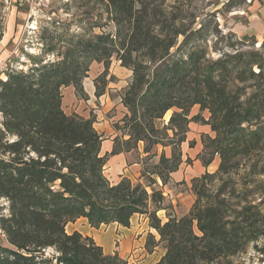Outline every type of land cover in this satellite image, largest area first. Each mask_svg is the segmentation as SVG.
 <instances>
[{
	"label": "trees",
	"instance_id": "16d2710c",
	"mask_svg": "<svg viewBox=\"0 0 264 264\" xmlns=\"http://www.w3.org/2000/svg\"><path fill=\"white\" fill-rule=\"evenodd\" d=\"M191 1L99 0L106 30L77 37L59 59L0 79V264H126L65 226L81 216L94 227L129 226L135 213L145 214L159 235H149L147 249L159 243L165 249L156 264H239L251 245L264 261V53L236 48L210 58L200 41L203 24L193 26L187 8ZM112 57L132 71L121 98L128 138H114L101 154L95 116L67 114L61 89L82 92L89 64L102 62L106 70ZM102 93L96 85V95ZM194 105L209 117H189ZM170 109L164 128L175 135L191 121L210 126L203 164L215 155L219 163L192 179L188 212H167L162 221L157 211L169 205L160 189L126 177L112 183L103 171L109 156L139 141L145 153L162 144L156 121ZM165 137L164 146L174 143ZM180 162L179 152L160 155L164 172L156 175L163 184Z\"/></svg>",
	"mask_w": 264,
	"mask_h": 264
},
{
	"label": "rangeland",
	"instance_id": "374dc122",
	"mask_svg": "<svg viewBox=\"0 0 264 264\" xmlns=\"http://www.w3.org/2000/svg\"><path fill=\"white\" fill-rule=\"evenodd\" d=\"M187 8L189 13L195 15L193 26L197 28L203 24L200 41L207 46L210 58L214 59L225 51L234 52L236 48L258 49L264 53V45L260 46L264 44V0H193L189 2ZM104 17L103 6L99 0H0V79H4L6 73L11 70L27 71L36 61L40 60L41 64L59 59L60 53L77 37L98 34L106 30V27H101L105 23ZM241 41L245 44L243 45ZM131 78L132 71L121 66L120 61L114 57L111 58L106 70L102 62L92 61L87 76L82 80V92L77 93L73 85H68L74 88H70V91L64 88L67 86L62 87V93L70 94L72 99L64 109L70 113L85 115L84 117L93 114L99 127L104 129L103 134H106L105 129L110 130L111 127L112 133L108 134L110 138L127 139V126L122 118L128 110L121 102V98ZM96 85L103 89L101 95H96ZM172 111L173 109L168 110L156 121L157 136L162 138V144L153 146L149 153H145L144 142L139 141L137 146L128 151L132 153L133 162L141 166L140 173H132L133 176L129 179L132 182L149 183L153 188L160 189L162 180L156 175L157 171L164 172L163 167L159 165L160 155L164 153L169 157L173 152L175 154L179 152L181 160L179 176L183 170L184 176L186 170L190 172L191 178L189 175L180 176L175 181L168 179L167 182L174 186V190L192 194V179L205 171L212 173L218 167V155L213 157L209 165L203 164V160L210 157V149L204 150L203 138H206V135L214 136V133L208 124L199 120L189 122L175 135L171 129L164 128ZM197 113L204 119L209 117V112L206 109L200 110L199 105L190 108L189 117ZM166 135L173 138V144L163 145L169 142ZM183 137L184 140L176 145L178 139ZM105 176L108 178L109 172H106ZM147 188L151 192L150 187ZM163 188L162 186V194L165 196ZM173 203L176 202L164 200V205L169 206L165 210L157 211L162 221L166 220L167 212L173 214ZM0 204H3L2 200ZM181 210V213L186 212L182 208ZM98 227L100 231L108 228L107 225L101 224ZM108 240L109 230L104 235V241ZM114 240V244L118 246V237L116 236ZM150 241L147 234L146 248ZM261 241L264 242V239ZM160 247L164 248L162 244ZM131 254L132 252L128 254V251L122 252L121 256L126 264L136 261L135 257H130ZM257 256L263 254L258 255L251 245L246 253L237 257L236 263L264 264ZM144 264H148V261L146 260Z\"/></svg>",
	"mask_w": 264,
	"mask_h": 264
},
{
	"label": "crops",
	"instance_id": "0c3cea01",
	"mask_svg": "<svg viewBox=\"0 0 264 264\" xmlns=\"http://www.w3.org/2000/svg\"><path fill=\"white\" fill-rule=\"evenodd\" d=\"M65 89H68L70 91V88L74 89L72 86L64 87ZM72 101L70 94L62 93V108L66 113H70V111H66L64 108H66V105ZM122 104V103H121ZM65 106V107H64ZM125 108V107H123ZM83 109V108H82ZM122 113V112H121ZM124 114V113H122ZM85 116V115H84ZM98 119V118H97ZM98 121V120H97ZM98 122H94L95 129L102 134L103 140L101 143V153L106 154L109 153V151L112 149L113 146V138H110L108 134L110 135L111 127H109L110 130L105 129L104 132L106 134H103L102 131L103 128L99 127ZM211 130V129H210ZM103 150V151H102ZM132 153L131 152H120L118 154L111 155L109 157V160L107 161V165H105L104 173L109 172L108 178L113 181L117 182L121 178L126 177L130 178L133 174L140 173L141 166L137 162H133L132 159ZM181 167V166H180ZM179 169L176 171H173L170 174L169 181H175L177 180L179 176ZM190 172H184V176H188ZM110 175H113L112 177ZM182 176V177H184ZM191 178V175H189ZM169 183V185H167ZM162 186L164 187L163 193L165 194V200L166 201H172L176 202L173 203V214L179 216L184 215L186 213L192 203L194 202V193L192 191V194H187L186 192H182L180 190H174V186H171L170 182H167L165 184L161 183V191ZM181 208L183 211L182 212ZM165 210V209H160ZM159 211V210H158ZM181 213V214H179ZM166 219V218H165ZM101 225H107L108 228L105 231H100V227H94L91 226L88 222L87 218L85 217H78L74 221H69L65 228L67 232H72L74 230L79 231L82 235H87L93 238V240L102 246L103 251L105 253H113L117 252L120 257L123 251H128V254L132 252L130 255L131 258L135 257L136 261L130 264H144V262L147 260L148 264H156L157 261L160 259V257L164 254L165 249L160 247L159 245L154 246L152 249H147L145 245V238L147 234L152 235L155 240H158L159 235L157 231L149 226V220L148 217L145 216V214H139L135 213L130 218V224L129 226H122L116 222H110L108 224H101ZM107 230L110 232V240L107 242L104 241V235L106 234ZM118 237V246H116L114 243V238ZM123 258V257H122ZM134 261V260H133Z\"/></svg>",
	"mask_w": 264,
	"mask_h": 264
}]
</instances>
